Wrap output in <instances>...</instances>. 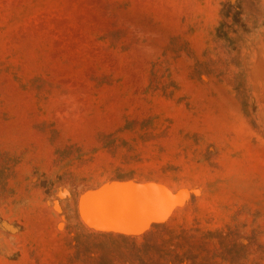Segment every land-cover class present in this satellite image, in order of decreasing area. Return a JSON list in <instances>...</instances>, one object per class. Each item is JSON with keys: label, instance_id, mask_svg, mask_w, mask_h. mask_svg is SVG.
<instances>
[{"label": "rangeland", "instance_id": "374dc122", "mask_svg": "<svg viewBox=\"0 0 264 264\" xmlns=\"http://www.w3.org/2000/svg\"><path fill=\"white\" fill-rule=\"evenodd\" d=\"M116 180L156 185L141 228L80 213ZM159 222V254L94 233ZM187 238L264 264V0H0V264H173Z\"/></svg>", "mask_w": 264, "mask_h": 264}, {"label": "water", "instance_id": "95a60500", "mask_svg": "<svg viewBox=\"0 0 264 264\" xmlns=\"http://www.w3.org/2000/svg\"><path fill=\"white\" fill-rule=\"evenodd\" d=\"M157 191L153 183L116 180L85 193L79 211L91 226L138 229L154 217L155 208L150 204L157 202ZM118 211L129 220L120 217Z\"/></svg>", "mask_w": 264, "mask_h": 264}, {"label": "trees", "instance_id": "16d2710c", "mask_svg": "<svg viewBox=\"0 0 264 264\" xmlns=\"http://www.w3.org/2000/svg\"><path fill=\"white\" fill-rule=\"evenodd\" d=\"M163 228V230L167 229V222H159L155 223L151 226V228L145 232H143L141 235H132V234H123V233H114V232H104V231H94V233L100 234V235H112V236H118L122 238L127 239H133L135 240V244H137L139 239H142V246L144 248V252L148 254L149 252H153L154 254H159L162 251L161 246H150L148 247V243L152 238L157 236V232L153 231L154 229ZM206 238H217L220 242V244L225 245V238L222 237L220 234L218 236H214L212 232H207L204 235ZM195 236H192L194 238ZM199 240V239H198ZM180 248L179 252H175L173 255H171L172 251H166L165 254H167V257L170 256V262L173 264H182L183 262H190V264H195L197 259L201 260V264H210L212 257H210L207 254H203V251L205 250V242L204 241H189L188 238L184 240L183 242L177 244ZM146 246V247H145ZM171 252V253H170Z\"/></svg>", "mask_w": 264, "mask_h": 264}]
</instances>
